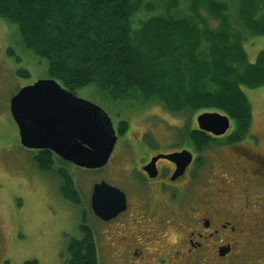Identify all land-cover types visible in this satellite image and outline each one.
Listing matches in <instances>:
<instances>
[{
  "label": "trees",
  "instance_id": "trees-1",
  "mask_svg": "<svg viewBox=\"0 0 264 264\" xmlns=\"http://www.w3.org/2000/svg\"><path fill=\"white\" fill-rule=\"evenodd\" d=\"M0 18L15 26L25 53L46 60L50 77L73 92L96 86L108 110L159 102L171 113L227 114L239 139L251 130L245 88L264 85V49L252 62L245 41L264 35V0H0ZM33 161L60 173L49 153ZM67 248L66 264H99L89 230Z\"/></svg>",
  "mask_w": 264,
  "mask_h": 264
},
{
  "label": "flooded vegetation",
  "instance_id": "flooded-vegetation-1",
  "mask_svg": "<svg viewBox=\"0 0 264 264\" xmlns=\"http://www.w3.org/2000/svg\"><path fill=\"white\" fill-rule=\"evenodd\" d=\"M73 93L89 99L79 91ZM205 111L215 110L194 112L188 130L177 132L176 143L181 146L176 147L169 129L172 116L153 120L141 106L109 113L117 132L115 147L122 144L129 161L118 162L114 172L124 187L105 177L94 182L78 231L70 234L72 238L87 230L92 233L99 264H264L263 136L250 130L239 139L231 117L224 134L203 130L197 117ZM135 117L141 128L131 123ZM162 126L165 132L158 131ZM31 150L60 160L55 165L60 170L55 172L60 193L70 203L80 204L78 181L71 172L75 164L50 149ZM183 150L192 153L183 175L176 176L177 163L165 157L156 161L152 173L147 169L154 157ZM102 181L126 195L125 209L110 219L98 216L93 208L94 185Z\"/></svg>",
  "mask_w": 264,
  "mask_h": 264
},
{
  "label": "rangeland",
  "instance_id": "rangeland-1",
  "mask_svg": "<svg viewBox=\"0 0 264 264\" xmlns=\"http://www.w3.org/2000/svg\"><path fill=\"white\" fill-rule=\"evenodd\" d=\"M152 1L159 5L161 0ZM148 15L144 10L135 20L138 22ZM245 49L249 60L256 61L264 49V35L250 36L245 41ZM19 71H26V75ZM48 77L46 60L38 61L25 53L15 26L0 18V264L7 261L10 264H24L26 260L33 259L38 260L39 264H66L70 234L78 231L93 183L105 177L124 187V180L114 174L118 162L129 163L126 148L120 143L115 147L109 164L99 170L78 165L71 167L81 196L78 205L61 195L60 182L55 173L39 170L33 160L40 155H35L33 150L21 144L19 129L11 113V99L21 87ZM245 91L253 108L251 131L261 134L264 139V85L246 87ZM79 94L96 102L100 96L93 85L80 89ZM99 102L105 109L109 107L103 101ZM141 106L148 111L147 115L155 118L153 120L161 121L172 116L169 118V129L174 132L171 140L174 147L181 146L176 143L177 132L181 135L182 131L188 129V121L195 113L185 110L172 114L159 102ZM107 111L112 114L114 110ZM131 123L141 128L136 117ZM155 127L156 124L152 125L153 129ZM157 128L159 132L166 131L165 126ZM89 219L97 223L91 215Z\"/></svg>",
  "mask_w": 264,
  "mask_h": 264
},
{
  "label": "water",
  "instance_id": "water-1",
  "mask_svg": "<svg viewBox=\"0 0 264 264\" xmlns=\"http://www.w3.org/2000/svg\"><path fill=\"white\" fill-rule=\"evenodd\" d=\"M11 113L24 147L50 149L83 168L104 167L117 142L108 111L93 100L75 95L52 77L21 87L11 99ZM197 120L201 129L216 135L224 134L231 125L230 117L220 111L202 112ZM160 157L177 163L176 176L183 175L192 161L188 150L159 155L147 168L151 173ZM92 203L98 216L110 219L125 209L126 195L119 187L102 181L94 185Z\"/></svg>",
  "mask_w": 264,
  "mask_h": 264
}]
</instances>
